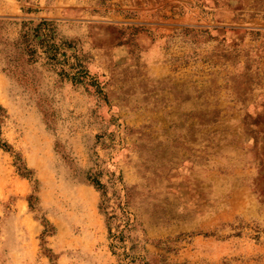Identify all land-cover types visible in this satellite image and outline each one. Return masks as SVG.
<instances>
[{"label":"rangeland","instance_id":"obj_1","mask_svg":"<svg viewBox=\"0 0 264 264\" xmlns=\"http://www.w3.org/2000/svg\"><path fill=\"white\" fill-rule=\"evenodd\" d=\"M0 105V264H264V0H0Z\"/></svg>","mask_w":264,"mask_h":264},{"label":"trees","instance_id":"obj_2","mask_svg":"<svg viewBox=\"0 0 264 264\" xmlns=\"http://www.w3.org/2000/svg\"><path fill=\"white\" fill-rule=\"evenodd\" d=\"M49 22L50 20L42 18L38 25L48 24ZM60 42L65 45L70 44L66 40L57 38L54 29H22L19 37L14 42H12L8 48H6V52H8V61L10 64L9 66L14 70V72L18 70L17 72L20 73L21 71L19 69H22L23 64L36 62L41 57L45 58L46 63L49 65L57 66L61 63V59L59 57ZM61 73H65V76L69 78H75L74 82L80 81L79 77H73V75L67 73L63 69H61ZM4 112V107L0 105V126L5 115ZM15 158L18 169L23 170L22 172H25V167L22 165L20 157L15 155ZM101 173L102 171L99 168V163L94 162V168L92 167L87 171L86 178L94 186L100 189L102 195H105L106 185L100 180ZM125 196V203L128 204V194L125 193ZM132 227L133 224L128 222L126 230H131ZM109 233H111V231H109ZM112 238L118 242H122L124 240V234L122 231H120L118 234H113ZM142 264H149V262L143 261Z\"/></svg>","mask_w":264,"mask_h":264}]
</instances>
